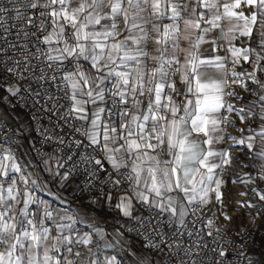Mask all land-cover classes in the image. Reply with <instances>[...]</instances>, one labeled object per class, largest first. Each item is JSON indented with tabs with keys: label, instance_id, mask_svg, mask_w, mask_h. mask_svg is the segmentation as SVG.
Returning a JSON list of instances; mask_svg holds the SVG:
<instances>
[{
	"label": "snow or ice",
	"instance_id": "obj_1",
	"mask_svg": "<svg viewBox=\"0 0 264 264\" xmlns=\"http://www.w3.org/2000/svg\"><path fill=\"white\" fill-rule=\"evenodd\" d=\"M6 2L9 7L0 6V53L5 55L0 60V101L8 100L9 95L26 104L31 101L35 109L31 116L42 143L55 140L62 146L51 153H40L43 170L50 174L53 183L61 188L75 184L81 191L92 193L93 206L118 215L113 218L117 226L111 233L98 226L95 218L89 222L78 209H72L71 214L65 209V215L54 220L56 210L36 195L45 182L38 183L40 177L35 172L25 173L23 169L27 166L17 163L10 150L5 152L0 147V248L4 249L0 251V264H74L67 256L58 258L50 253L59 254L63 248L71 254L74 243L96 242L99 247V242L104 241V247H123L126 239L121 228L135 233L134 238L140 240L146 253L165 257L164 264H201V250L209 245L197 228L200 221L195 217L209 203L210 194L217 201L221 199L223 181L214 177L224 164L233 162L227 152L212 148L222 139L215 135L219 125L233 123L221 119L219 114L221 109H226L241 113V120L249 116L264 119V81L256 76V66L264 56L255 49L234 46L230 49L233 64L239 63L241 57L250 61V51L254 60L252 72L231 73L234 83L256 96V102L245 104V111L224 100L225 94L236 100L242 97L234 91L225 93L227 82L223 76L209 75V68L223 70L226 58H201V55L212 56L215 39L200 54L204 35L196 36L193 50L181 49V43L192 41L194 29L215 37L213 30L220 28L218 21L222 19L220 8L223 16L235 17L238 14L232 9L237 4L228 0ZM245 2L256 5L257 11L250 17L239 14L244 20L241 34L251 38L256 26L257 47L264 52V22L257 19L258 13L264 17V0ZM209 14L212 19L207 18ZM7 20L21 25L14 41L8 38ZM202 23L209 27H202ZM27 26L33 29L29 34L23 32ZM31 37H36L39 44L55 46L33 45L35 52H32ZM21 39L24 44L19 43ZM149 50L158 55H150ZM182 51L187 52L183 64L178 56ZM9 52L21 55L17 59L9 56ZM149 61L157 65L151 71L146 70ZM67 65H74V70L59 75ZM259 71L264 72V68ZM174 76L179 77L184 87L173 80ZM241 77L251 79L255 87H248ZM51 85L63 95L52 94ZM61 100L67 101L68 106L61 104ZM97 102L112 107H87ZM256 103L260 105L258 113L254 112ZM41 111L48 115L50 124L58 114V119L83 139L65 140L64 134L50 135L53 128L40 125L37 113ZM102 113L119 119L104 122ZM73 121H83L88 126L83 123L76 126ZM54 127L62 126L56 123ZM245 130L253 135L237 143L247 141L248 149L253 148L252 141L257 136L264 140V123L258 134L253 128L241 131ZM65 150L64 155H55ZM253 155L264 161V151ZM50 161H55V167ZM15 173L21 174L16 177ZM18 183L24 189H18ZM260 198L264 200V196ZM13 202L22 204L18 213ZM31 205L36 206L35 213ZM137 205L142 209L139 215ZM41 210L43 214L37 220ZM190 214L194 219H187ZM45 221L52 223L46 225ZM211 223L209 220L208 224ZM78 224H86L90 232L79 235ZM53 230L58 235L52 237L55 243L49 247L47 241ZM107 235L117 239L109 242ZM225 254L224 250L218 252L220 257ZM106 264H117L116 257L108 259ZM138 264H160V261L145 255ZM248 264L252 262L248 260Z\"/></svg>",
	"mask_w": 264,
	"mask_h": 264
},
{
	"label": "built area",
	"instance_id": "obj_2",
	"mask_svg": "<svg viewBox=\"0 0 264 264\" xmlns=\"http://www.w3.org/2000/svg\"><path fill=\"white\" fill-rule=\"evenodd\" d=\"M0 6L9 7L10 5L6 0H0ZM11 15L15 14L12 13ZM29 15H31V13H29ZM13 24H15V28H12ZM7 26L10 28L8 38L9 40L14 41L16 30L20 29L21 25L13 20H7ZM32 30L31 26L23 28L25 34L31 33ZM37 35L42 34L38 33ZM31 41L32 43L29 44V48L32 52H35V47L33 45H37L41 48L52 47V45L39 44L36 37H31ZM19 43L24 44L25 41L21 39ZM8 55L18 59L21 54L19 52H9ZM4 59L5 55L0 53V60ZM232 60V58H228L225 62L224 78L227 82L225 93L234 91L242 97V100H236L234 97L225 94V101L226 103L233 104L237 109L245 108L243 102L247 100L250 93L245 91L240 84L233 82L231 73L233 71L239 73L243 71V69L240 63L233 64ZM33 63H36V61L34 60ZM72 69H74V65H67L65 71L59 73V75H65L67 72L72 71ZM241 79L244 84L250 87L248 78L241 77ZM24 83L26 84L27 81ZM57 83H59V81H57ZM33 87H36V85L34 84ZM49 91L57 96L63 95L55 85H51ZM43 102L44 101L41 100V103ZM60 103L65 105V107L68 106L67 101L61 100ZM235 103H237V105H235ZM38 107L39 106L37 105V108ZM109 107H112V105L105 102V108ZM34 110L31 101L26 104L24 101L19 100L18 97L12 98L9 95L8 100L0 101V147L5 150H10L13 153H17L20 146L21 136L28 128L32 131L34 138V144L31 148V157H33L36 162H41L40 153H51L54 148L62 146L57 144L55 140L42 143V137L37 131V124L31 116V113ZM16 111H19L22 115H15L14 113ZM37 114L40 117V125L46 128H53V132L50 133V135L58 136L64 134L65 140L83 139L79 134H73L71 128L68 125H64L63 121L58 119V114L52 118L51 124L47 114L42 111ZM240 114L241 113L239 112H228L226 109H223L221 119L227 118L233 121L232 124L222 123L223 129L229 135L233 132L242 133L243 131L241 130L247 128V124L240 119ZM9 115L10 117H8ZM118 118V116L108 117L106 114L103 120L104 122H107L110 119ZM56 123L61 124L62 127L55 128L54 125ZM72 123L76 126L82 124L81 121H73ZM228 150H231L229 156L233 162L231 164H224L223 167L218 170L215 179H220L222 181L224 179L228 180L230 186L235 187L238 193L240 192L243 194L244 198L242 200L246 201L244 202L245 204H250L247 201H251L253 211L251 215L248 214L245 217L244 224H232L230 221H226V218L223 217L220 209L213 207L212 201L215 199V196L210 194L209 203L202 206V209L197 211V216L195 217L200 221L197 228L203 235L205 243L209 245L208 248L201 250V256L199 257L201 264H248V260L251 262L253 261L258 238L264 237V200L260 198L261 196H264V190L260 188L259 179L256 177L255 172L251 168H248L249 160L246 157L247 152L240 148L236 141L231 138H229L226 143L225 151L228 153ZM80 151H83V149ZM66 152L67 150L58 154L64 155ZM44 158L46 159L47 157ZM106 166L108 165L106 164ZM17 188L24 189V186L18 183ZM81 192L85 197H91L92 195V193L89 192ZM13 204L15 206V202H13ZM30 208L34 211L36 206L31 205ZM137 208L140 212L142 211V209L139 208V205H137ZM187 219L191 220L194 218L190 214ZM124 220L126 219L124 218ZM124 220H121L120 223L123 224ZM209 220L212 221L210 225L208 224ZM130 226L131 225H129V227ZM125 232L132 238L135 237V233ZM208 232H211L212 236H208ZM212 249H216V251L213 252ZM221 250H224L226 253L223 257L218 255V252ZM0 251H4V249L0 248ZM161 257L165 260V257Z\"/></svg>",
	"mask_w": 264,
	"mask_h": 264
},
{
	"label": "crops",
	"instance_id": "obj_3",
	"mask_svg": "<svg viewBox=\"0 0 264 264\" xmlns=\"http://www.w3.org/2000/svg\"><path fill=\"white\" fill-rule=\"evenodd\" d=\"M231 4H237V7L233 8L232 11L236 12L238 15L235 17H225L223 16V8H220V14L222 15V19L218 21L220 24L219 29H214L213 32L215 33V37L212 33L204 34L201 32L200 29H194L192 30V41L191 42H182L181 43V49H192V44L195 43V38L197 35H204L205 39L201 43L200 50H198V54L203 52L205 49H208L209 43L215 39V43L212 45L214 52L211 57L207 55H201L202 59H211L214 58V56H221L222 58H232L230 49L234 46L236 48L244 49H255L257 53L264 56V52H262L257 47V40H258V31L259 29L256 26H253V35L251 38L244 36L241 34V30L243 29L244 20L239 18V14H243L246 17H250L251 13L254 11H257L256 5H249L245 2V0H228ZM208 19H212V15L209 14ZM258 21L264 22V17L260 16L259 13L257 14ZM202 27H209L207 24L202 23ZM232 30L231 32L229 30ZM227 34V36H225ZM229 40L231 41L229 43ZM55 46L54 44L52 47ZM150 55H158L155 51L149 50ZM187 55V52H180L178 53V56L181 59V64L184 63L183 57ZM250 61H244L242 57L239 60V63L243 69V72H252L254 67V60L252 59V53L250 51ZM157 66L156 62L149 61L147 63L146 70L151 71L153 67ZM259 68H264V60L260 61L259 65L256 66V76L261 80L264 81V72H260ZM225 69V65H224ZM223 70H216L215 68H209V75L213 78H216L217 76L222 75L223 78L225 77V73ZM74 69H72L73 71ZM84 70H87V64L84 65ZM225 79V78H224ZM173 80H177L180 83L181 87H184V84L182 81L179 80L178 76H174ZM249 85L250 87H255L254 82L249 79ZM168 95H171V92L168 91ZM225 100V96H224ZM247 102H256V96L250 93V96L243 102V105L245 107V104ZM237 105V103H235ZM89 109H94L96 107H104L105 103L97 102L96 105H88ZM247 109L245 108V111ZM223 109L220 111V118L222 114ZM254 112H260V105L259 103H256V108L254 109ZM106 113L101 114V120L104 121V116ZM241 115V114H240ZM10 117V115H9ZM119 119V118H118ZM247 124V128H253L256 129L257 134L260 131V125L264 123V119L261 118V116H249L245 120H242ZM83 124H86V122L81 121ZM86 126H88L86 124ZM246 128V129H247ZM215 135H218L222 137L218 142L212 145L213 150L215 151H225L226 143L229 138L232 140L237 141L246 138L247 136L253 135L250 131H243L242 133L239 132H233L230 135L223 129L222 123L219 125L217 133ZM253 148L248 149L247 148V141L245 144H239L237 145L245 150L247 152L246 157L248 158V167L249 163L253 165L254 169L258 173V179H259V186L262 190H264V167H261L262 164H264V161L255 158L254 153L264 151V140H261L258 136L255 140L252 141ZM34 144V138L32 135V131L30 129H26L23 135L20 139V146L17 153H13L16 157V162L21 165H26L27 167L23 169L25 173L28 172H35L36 175L40 177V180L38 183L45 182L44 187L40 188L36 195L51 204L52 208L56 210L54 214V220H59V217L62 215H65V209H69L68 214H71L72 209H78L84 214L89 222L92 221L93 218H95L98 221V226L103 227L105 229L106 233H111L113 227H116V221L113 219L115 216L118 215L116 212H111L110 214L106 211V209L99 208V206H93L90 203V197L82 198L77 190V186L75 184H69L66 185L65 188L59 187L58 183H53L52 178L49 173L45 172L44 164L42 162H36L33 157H31V148ZM9 150H5L7 152ZM55 155H61L58 153H55ZM219 163V161H216ZM53 167H55V161H50ZM203 171V170H202ZM218 172V170H217ZM216 172V174H217ZM21 173H15L14 175L16 177H19ZM216 176V175H215ZM215 179V177H214ZM212 187L214 188L215 185L213 184ZM175 194V193H174ZM22 207V204H16L14 206V211L16 213L19 212V209ZM187 207V204H186ZM36 212V208L33 211ZM43 211L41 210L39 215L36 216V219L38 220L40 216H42ZM137 215L140 214V211L137 208ZM127 219V218H125ZM52 222L45 221L46 225H50ZM77 228L80 230L78 233L79 235H83L90 232V229L87 227V225H77ZM121 232H124L126 243L123 247L120 245H117L115 247H104V241L99 242V247L96 242L90 243L88 245L83 244H73L72 245V253L68 254L64 252V249L61 248V251L59 254L56 253H50L51 255H56L58 258L67 256L68 259L72 260L74 264H91L92 261H96V264H106V261L110 259L111 257H116L117 264H138L139 258L141 256L148 255L149 259L151 260H158L159 258H162L161 256H158L156 254H148L143 249L144 246L141 244V242L137 239L132 238L126 232L124 231V228L120 229ZM58 235L55 230H53L50 233L49 240L47 241V244L49 247L53 243H55L54 239L52 237ZM117 238L113 235H107L106 240L109 242H114ZM93 240L95 241V237H93ZM256 253L254 254V258L252 261V264H264V237H260L257 240V248ZM79 253L80 255L77 256L76 253ZM135 253V254H133ZM163 259V258H162ZM164 261V259H163Z\"/></svg>",
	"mask_w": 264,
	"mask_h": 264
},
{
	"label": "rangeland",
	"instance_id": "obj_4",
	"mask_svg": "<svg viewBox=\"0 0 264 264\" xmlns=\"http://www.w3.org/2000/svg\"><path fill=\"white\" fill-rule=\"evenodd\" d=\"M14 114L15 115L17 114L18 116L22 115L19 111H16ZM248 168H251L255 172L256 177L258 178L259 175H258L257 171L254 169L253 165L249 163ZM224 185L227 186L225 198L227 197L228 200H227V203L224 206H222V209H225L228 217H230V218L226 219V221H230L232 224H237V223H240V224L243 223L244 224L245 223L244 222L245 217L248 214L251 215V213L253 211L252 210L253 206L251 204V201H247L250 204H245L244 202H246V201L242 200L244 198L242 193H240V192L238 193L237 190L231 191L229 189L228 180H225V179L223 180V183L221 186H224ZM240 199H241V201H240ZM158 260L160 261V264H164V261L162 258H159Z\"/></svg>",
	"mask_w": 264,
	"mask_h": 264
},
{
	"label": "bare ground",
	"instance_id": "obj_5",
	"mask_svg": "<svg viewBox=\"0 0 264 264\" xmlns=\"http://www.w3.org/2000/svg\"><path fill=\"white\" fill-rule=\"evenodd\" d=\"M230 153H231V150H228V154L230 155ZM229 186V189L232 191V190H236V188L235 187H233V186H230V185H228ZM226 189H227V186L226 185H224V186H221V188H220V192H221V199L219 200V201H217L216 199H213V201H212V205H213V207H217L218 209H220V212L223 214V216L226 218V219H228L229 217H228V215H227V213H226V211H225V209H222V206H224L226 203H227V200H228V198L226 197L225 198V193H226ZM230 192V191H229ZM225 198V199H224Z\"/></svg>",
	"mask_w": 264,
	"mask_h": 264
},
{
	"label": "trees",
	"instance_id": "obj_6",
	"mask_svg": "<svg viewBox=\"0 0 264 264\" xmlns=\"http://www.w3.org/2000/svg\"><path fill=\"white\" fill-rule=\"evenodd\" d=\"M4 103H5V102H4ZM4 103H3V104H4ZM77 190H78L79 195H80L82 198H86V197L82 194L81 189H80L79 187H77Z\"/></svg>",
	"mask_w": 264,
	"mask_h": 264
}]
</instances>
